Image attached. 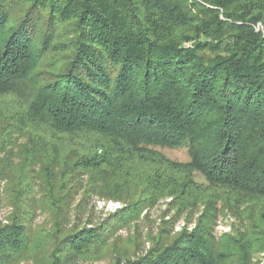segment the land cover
<instances>
[{
  "label": "trees",
  "instance_id": "obj_1",
  "mask_svg": "<svg viewBox=\"0 0 264 264\" xmlns=\"http://www.w3.org/2000/svg\"><path fill=\"white\" fill-rule=\"evenodd\" d=\"M12 94L20 108L0 109V180H11L13 207L0 264H19L44 236L53 247L41 264L104 255L127 216L167 195L188 203L194 171L230 202L264 201V0H0V96ZM46 128L96 140L57 143ZM155 146L186 147L189 161L157 160ZM76 192L124 206L64 231ZM38 208L53 222L40 237ZM215 217L206 200L192 231L170 238L166 221L146 250L111 264H252L264 206L250 231L220 240Z\"/></svg>",
  "mask_w": 264,
  "mask_h": 264
},
{
  "label": "rangeland",
  "instance_id": "obj_2",
  "mask_svg": "<svg viewBox=\"0 0 264 264\" xmlns=\"http://www.w3.org/2000/svg\"><path fill=\"white\" fill-rule=\"evenodd\" d=\"M22 98L17 95H2L0 96V109L6 113L7 110L18 109L21 106ZM45 138L50 141H56L57 143H73L78 142L83 145H91L94 143V139L91 135L85 137V134L78 133L73 135H60L51 133L47 128L43 131ZM24 140V138H20ZM87 143V144H86ZM77 145V144H76ZM157 160L161 155L169 161L175 163H186L189 161L188 151L186 147H150ZM3 154H0L2 158ZM15 161V160H14ZM16 164L15 162L13 163ZM12 164V173L15 178L17 173V165ZM7 162H4L2 168L6 169ZM194 181L200 188H196L192 194L188 203H181L173 199V196L167 195L159 198L155 203L147 206L137 212L136 216L128 217L121 224V226L112 234L108 239V249L104 255L99 257L80 260L78 264H111L116 255H134V253H140L144 249L146 250L152 243V240L157 237L160 231L164 227L170 228L168 236L171 238L176 233L182 230L192 231L196 225L200 214L205 208L206 200H215L216 217L212 227V235L220 240L224 234L236 235L239 230L248 228L253 220L258 222L260 217V211L264 206V201L257 202L255 200L232 198V201L227 199L229 193L223 188H213L207 185V181L198 173L192 174ZM13 178V179H14ZM12 179V180H13ZM11 184V180H0V223H6L7 219L12 212V199L7 192V186ZM80 192L74 193L73 197L67 198L66 208V220L63 222L64 229H71L74 227L92 226L109 221L110 214L119 213L124 204L122 201L117 202L119 206L117 208L100 207L93 200L90 202H80ZM109 201V200H104ZM169 221L167 226L164 222ZM33 229H37L36 235L39 232L43 233V236L53 229L52 213L50 209L38 208L35 212V216L32 221ZM40 237V235L38 236ZM42 237L37 245H42V249H38L32 255L22 260L19 264H41L45 253L53 247V244L49 240ZM252 254V264H264V250L259 247H255ZM229 264H235L229 262Z\"/></svg>",
  "mask_w": 264,
  "mask_h": 264
},
{
  "label": "built area",
  "instance_id": "obj_3",
  "mask_svg": "<svg viewBox=\"0 0 264 264\" xmlns=\"http://www.w3.org/2000/svg\"><path fill=\"white\" fill-rule=\"evenodd\" d=\"M96 204H98L100 207H108L110 209L112 208H117L118 203L117 202H112V201H104V200H97Z\"/></svg>",
  "mask_w": 264,
  "mask_h": 264
}]
</instances>
